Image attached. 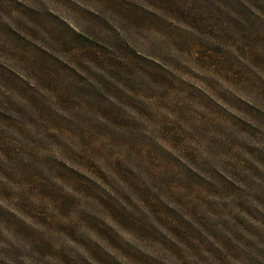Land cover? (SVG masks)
I'll return each mask as SVG.
<instances>
[{"label": "clouds", "instance_id": "1", "mask_svg": "<svg viewBox=\"0 0 264 264\" xmlns=\"http://www.w3.org/2000/svg\"><path fill=\"white\" fill-rule=\"evenodd\" d=\"M135 3L136 9H128L117 7L111 0H38L34 7L47 15L48 22L30 24L33 33L22 34L36 48L66 66L63 68L31 49L0 42V66L7 70H0L4 77L0 79V105L12 117L4 126L5 152L0 157L7 155L37 164L42 157H48L67 168L73 169L70 165L76 164L90 171L98 167L115 171L122 166L154 192V199L162 195L165 202L171 200L176 211L210 241L211 247L207 249L196 242L191 252H170L167 264H264V163L258 159L264 155V65L255 62L252 55L255 48L241 51L231 41H224L223 47L229 53L235 48L244 58L242 62L232 54L244 76L240 80L229 79L231 87H228L216 78L221 74L214 59L199 55L182 43L183 33L201 35L195 27L159 7L155 0H135ZM180 6L185 11L190 7ZM246 6L264 20V13L250 3ZM200 11L213 18L218 15L214 9ZM224 11L236 15L228 9ZM87 13L101 17L111 31L98 25ZM147 13L160 16L181 32L173 34L162 25L148 23ZM141 17L145 18L143 23L133 22ZM66 21H71L78 30ZM51 29L94 40L110 52L101 56L88 49L64 51ZM216 35H221L219 29ZM116 38L123 40L137 57L159 68L143 64L115 48L112 41ZM90 51L95 52V59L89 55ZM41 61L48 66L47 73L40 68ZM210 71L216 75H209ZM77 76L83 80H77ZM185 76L190 79H184ZM191 79L201 80L208 92L193 87ZM27 81H32L31 87ZM104 81L119 89L121 95L113 94ZM69 82L95 88L105 97L104 106L87 103L67 87ZM22 87L27 89L26 93ZM39 89H45L46 93L41 94ZM236 93L246 97L247 102H242ZM212 96L248 114L249 123L241 127L235 117L225 123L227 113L216 108ZM65 98L71 102L66 103ZM109 105L119 110L116 119L112 118L114 114H105L104 108ZM49 112L72 119L79 127L70 128L55 121L49 118ZM73 113L123 135L113 137L98 132L88 123L77 121ZM50 129H56V133ZM149 150L151 156L146 154ZM169 156L179 163H173ZM93 161L95 168L90 167ZM185 169L201 179L188 177ZM41 171L44 179L22 175L7 167L0 171V193H8L0 194V209L15 218L12 222L7 216L0 220L3 264H67L65 253L80 258L79 247L69 244L61 231L37 222L35 215L24 219L29 215L24 209L26 205L58 223H68L77 235L87 236L81 232L78 218L90 215V201L75 198L78 202L70 211H57V205L40 188L43 182L63 191L64 184L77 179L57 174V169L42 167ZM209 192L215 199L208 198ZM126 195H135V190L130 188ZM127 214L140 219V213L134 209H128ZM196 218L211 233L226 238L230 246L210 236L209 231L196 223ZM16 222L24 225L26 232L18 231ZM143 222L147 224L146 220Z\"/></svg>", "mask_w": 264, "mask_h": 264}, {"label": "rangeland", "instance_id": "2", "mask_svg": "<svg viewBox=\"0 0 264 264\" xmlns=\"http://www.w3.org/2000/svg\"><path fill=\"white\" fill-rule=\"evenodd\" d=\"M156 4L175 15L188 24L197 29L201 35H193L192 33H183L182 43L191 47L199 55H206L208 59H214L217 71L221 74L216 78L221 83L228 84V80H240L244 76L235 62V55L242 62L244 58L240 57L235 48L231 49L229 53L224 47V41H231L232 45L237 47V50L255 48L252 55L256 63L264 65V20L255 16L247 4H252L257 11L264 13V0H155ZM38 0H0V42H8L13 45L22 47L23 49H31L39 54V57L50 60L52 64L59 65V67H66L55 59V57L48 56L47 53L38 49L33 45L25 35L22 33L32 34L33 29L29 27L30 24H46L48 17L46 14H41L34 7ZM111 3L117 7H124L128 9H136L138 6L135 0H111ZM223 7H217V5ZM180 5H190L187 11ZM209 8L214 9L218 14L213 18L211 15H205L200 9ZM228 9L236 15H229ZM92 19L104 29L111 31L110 26L99 16H92L87 13ZM147 22L162 25L170 33H180L174 24L168 23L160 16L153 13H147ZM144 17L134 19L133 22H144ZM71 25V21H66ZM223 25V27H220ZM19 29L20 31H15ZM216 29H219L220 36L216 35ZM55 33V38L60 42L61 48L64 51H77L80 49L95 50L101 56L109 54L110 50L104 47L101 43L94 40L86 39L83 36L76 35L75 33H66L56 29H51ZM209 37L211 39H209ZM115 48L121 52L134 57L136 60L143 64L151 65L154 68H159L158 65H153L151 61L145 60L143 57H137L135 52L124 43L123 40L116 38L112 41ZM95 52L90 51L89 55L95 59ZM40 68L47 73L48 66L41 61ZM2 72H7L2 69ZM69 71H71L69 69ZM117 75V73H112ZM75 75V74H74ZM209 75L215 76L213 72ZM11 77V74H8ZM0 74V79H3ZM21 79L23 76L21 75ZM77 80H83L82 77L77 76ZM102 79V78H100ZM184 79L188 80L189 77L185 76ZM28 87H31L32 81L26 82ZM106 87H110L113 94L121 95L119 89L114 86L108 85L104 81ZM193 87L203 89L206 93L208 89L204 87V83L199 79H191ZM27 87V86H25ZM67 87L72 88L74 93L82 98H85L87 103L95 104L102 107L105 104V97L90 85L82 87L69 82ZM23 92L27 89L21 88ZM41 94H45V89H39ZM211 95V94H209ZM236 95L242 102H247V98L240 93ZM211 99L216 105L217 109L222 110V113H227L225 123H228L235 117L241 127L243 124L249 123V115L235 107L229 106L224 103L222 99L212 96ZM66 103H70V98H65ZM254 110V109H250ZM257 111H260L257 108ZM105 114L112 115L116 119L119 110L114 106L109 105L104 108ZM77 121L88 123L91 127L95 128L98 132L106 133L109 136L118 137L123 135L121 132L106 127L98 122H92L88 117L73 113ZM134 115V113H133ZM49 118L55 121H62L64 125L75 128L79 127L72 119L57 116L56 113L49 112ZM12 117L9 116L6 110L0 105V153H4L2 141L7 136L4 131V126L10 123ZM55 134L56 129H50ZM177 135L179 130L177 129ZM139 139H143L142 137ZM167 148V145H163ZM147 155L151 156L152 151L149 150ZM167 156V153H163ZM173 163H179L174 157H168ZM258 159L264 163V155L259 156ZM69 165L68 161H65ZM73 169L67 168L64 164L55 159L42 157L39 163H34L30 160L21 158L13 159L4 155L0 157V171L4 168H11L19 174H28L44 179L41 168L57 169L61 175L75 178L70 184L63 185V191H57L51 188L48 184L41 182L40 188L46 196L54 201L57 205V211L60 209L71 210L76 204L77 199L81 201H90V208L88 216H80L79 227L82 233H87V236L77 235L74 227L68 223H58L57 220L49 217L48 215L40 214L28 206L24 209L29 215L25 216V220H29L31 215L36 216L37 222L42 221L43 224L48 225L53 231H61L65 235V240L69 244H75L79 247V259L65 253L67 264H167V257L170 252L177 253L180 250L193 251L196 242L200 247L210 248V241L196 230L187 219L183 218L179 212L176 211L175 204L171 200H167L162 195L154 199V192L151 191L144 183L136 176L132 175L128 169L118 166L115 171L106 169L104 167L95 168V161L91 162L90 167L95 168V171H90L88 168L78 167L76 164L70 165ZM188 177L200 180L195 173L185 169ZM84 176V177H83ZM80 180H87V183ZM57 183H61L57 180ZM2 188V186H0ZM130 188L135 190V195H126L130 192ZM8 195L6 191L2 193ZM209 199H215V196L209 192ZM134 209L140 213L139 221L127 214L128 209ZM7 216L9 222L15 220L10 214L4 213L0 209V220ZM147 221L145 224L143 221ZM17 223V230L26 232L24 225ZM196 223L200 224L202 228L209 231L210 236L215 239L228 242L226 238H221L214 233H211L207 226L199 218H196ZM237 223L243 225V221L237 219ZM150 225V227H148ZM38 227L40 224L38 223ZM227 227V225H224ZM224 239V241L222 240ZM46 247V246H45ZM0 264L3 261L0 260Z\"/></svg>", "mask_w": 264, "mask_h": 264}]
</instances>
